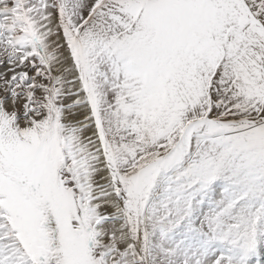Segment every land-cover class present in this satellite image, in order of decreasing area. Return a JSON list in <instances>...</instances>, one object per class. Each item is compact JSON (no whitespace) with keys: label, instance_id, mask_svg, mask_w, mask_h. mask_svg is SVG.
Instances as JSON below:
<instances>
[{"label":"snow or ice","instance_id":"snow-or-ice-1","mask_svg":"<svg viewBox=\"0 0 264 264\" xmlns=\"http://www.w3.org/2000/svg\"><path fill=\"white\" fill-rule=\"evenodd\" d=\"M0 264H264V0H0Z\"/></svg>","mask_w":264,"mask_h":264}]
</instances>
